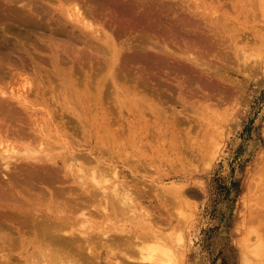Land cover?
I'll use <instances>...</instances> for the list:
<instances>
[{
    "label": "bare ground",
    "instance_id": "bare-ground-1",
    "mask_svg": "<svg viewBox=\"0 0 264 264\" xmlns=\"http://www.w3.org/2000/svg\"><path fill=\"white\" fill-rule=\"evenodd\" d=\"M40 1L54 5L53 8L73 23V27H78L101 43L95 47L88 46L103 57L101 65L92 66L91 55H76L71 49L73 43L67 31L68 24L62 18L54 22L53 12L39 5ZM77 1L0 0V80L13 74L12 68L29 71L21 93L10 94L0 88V264H101L103 249L107 251L108 258L119 253L124 259L113 262L108 259L109 264H184V248L191 241L184 226L186 220L175 227L163 229L166 236L159 225L172 219L171 214L163 215L170 205L180 206L189 202L188 194H185L187 188L175 183L166 186L158 184L160 192L154 193L158 207L150 206L154 201L151 200L152 191L139 181L135 183L132 180L131 183V180H126L121 184L107 185L110 178H119V168L116 158V163H110V159L108 163L103 154L123 158L126 163L123 166L136 178L138 168L151 166L152 160L150 157L151 161L148 160L146 149L154 151L155 147L157 150L164 147L155 145L158 140L154 131L158 128L162 132L166 130L162 120L167 118L166 105L171 102L174 93L184 106H191V110L199 99L212 100L216 97L220 102L227 98L229 101L236 91L232 90L235 78L231 79L220 71L225 70L226 63L224 67L219 65L218 57L217 65L213 64L216 76L212 77L210 71L213 68L209 64L212 61H205L203 50L197 49L198 53H195L196 48L187 44L191 40L182 44L174 38L175 30L182 22L178 25L180 21L177 20L178 26H175L171 20L158 15L153 5L139 11L142 5L134 3V0L132 3L116 0V6L109 0L103 2L105 5L98 2L102 9L115 7L118 18L127 20L125 25L120 22L119 36L132 34L134 37V43L129 45L133 51L121 58L122 46L119 48L108 34L103 37L97 34V29L86 18L87 14L83 15ZM88 2L96 5L95 1ZM89 13L90 17L97 15L90 10ZM185 21L182 26L188 23ZM180 29L182 27L178 31ZM183 32L180 36L184 35ZM199 37L200 41L209 42L212 36L207 40L204 39L206 37ZM65 38L69 39L68 42ZM212 38H215L214 35ZM84 42L87 43L86 40ZM222 52H218L220 56ZM224 53L225 58L227 53ZM13 55L20 60L19 64L12 59ZM28 60L31 63L29 68L26 64ZM244 63L241 61L240 64ZM211 77H216V84ZM222 83L231 84L226 86L231 91L223 89ZM242 84L239 86L243 90L246 86ZM38 106L42 109L38 110ZM186 107L181 111H186ZM20 110L26 115L27 125L21 122ZM39 112L43 118L32 122L33 115ZM242 112L237 111L238 114ZM179 120V116H175L173 123L177 125ZM189 120L191 122L190 117ZM156 125L159 127L156 128ZM24 126L29 130L25 131ZM190 136L186 135L187 145L184 143L186 140H182L183 143L181 140L177 143L170 141V147H179L174 157L182 155L187 159L189 154H193L196 144L192 145ZM157 138H161L160 135ZM119 140L122 146L119 145L117 151ZM126 144L132 145L134 152L120 154ZM85 146H89L88 149ZM187 151L192 153L185 154ZM151 184L158 186L154 180ZM148 199L150 204L144 205ZM110 208L119 218L120 215L126 218L131 214L129 219H136L135 228L117 226L108 232L100 224L95 227L98 220L94 222L95 226L92 225L91 215L106 216L111 212ZM261 224H264L263 221ZM256 238L255 244L246 242L245 248L264 257V236L259 233Z\"/></svg>",
    "mask_w": 264,
    "mask_h": 264
},
{
    "label": "rangeland",
    "instance_id": "rangeland-1",
    "mask_svg": "<svg viewBox=\"0 0 264 264\" xmlns=\"http://www.w3.org/2000/svg\"><path fill=\"white\" fill-rule=\"evenodd\" d=\"M91 1L92 3L95 1L96 5H94V3L90 4L88 0L77 1L83 15L86 16L87 14L86 18L93 23V26H95L98 31L97 34H101L102 37L105 34H108L119 48L122 46L120 56L121 58L126 57L133 51L129 48V45L134 43V37L132 34L126 36H119L118 34L122 27L120 22L123 21L122 23L125 25L127 20L122 17H119L121 18L119 20L117 14H115L116 12H114L116 11L115 7L108 8L110 10L102 9L101 4L105 2V0ZM126 1L132 3L133 0ZM42 2H38L39 5L42 4V6L48 7L53 12L54 22L62 18L63 21L68 24L67 31L70 35L69 38L71 43H73L71 49L74 50L76 55H91L89 57L92 59V66L101 65L103 63V57L97 53L96 49L88 47L91 45L95 47L101 43L94 37L89 36L85 31L83 32L78 29V27H73V23H69L64 17H62L59 11L53 8L54 5H50L46 1ZM108 2H112L115 6L117 4L116 0H109ZM134 3L143 6H141L139 11H144L149 5L152 8L151 5H153V8H155L154 11H156L158 15L164 17L165 20H171L175 26H178L181 22L183 23L184 20H186L188 23H186L185 26L187 27L182 26L181 23L178 29L182 27V30H175L174 38L176 41L184 44V42L191 40L194 43L188 42L187 44L190 43L189 45L194 46L196 48L195 51L198 49V51L200 50L202 52L203 50L205 61L207 63L208 61H212V63H209L212 64L211 67L213 68L210 71L212 77L216 76L214 72H216L215 65H217V61L219 65L223 64V67L224 63H226L224 67L225 70L223 71L222 69L220 71L225 73L226 76L229 75L231 79L235 78L236 82L234 80L233 84H236L233 85L235 88L232 87L234 88L232 90L239 91V93L237 94L236 91L233 92L236 94L234 95L232 93L230 96L231 99L228 101L229 98H227L225 101H222L224 103L220 102L216 97L215 99H217V101L215 99H199L197 102H194V104L197 103L194 105L197 108L193 107L192 110L191 108L189 109L191 106H188V108L184 106L181 99L174 93L173 96L175 99L172 96L173 99L166 105L168 106L166 113L167 118L162 120L164 121L163 128L166 130L162 132V130L158 128L160 130L157 129L154 131L155 138L158 140L157 143L155 142V145H164V147L160 150H157L155 147L154 151L146 149L148 160L151 158L153 161L149 160L151 161V164H149L151 166L138 168L136 170V178H133L132 176L134 174L124 167L126 166V163L122 161L123 158H119V156L112 157L109 153H104L103 156L105 157V160L108 163L109 159L110 163L113 161L114 163L117 162L116 166L119 168H117L119 170V178H110L107 185L112 186L115 182L121 184L126 182V180L127 182L134 180L135 183L139 181L140 184H144L146 187L150 188V192H153L154 190L153 195L151 192V200H154V193L158 191L160 192V189L158 188L160 186L158 184L166 186L175 183L183 185L184 189H188H186L187 192L185 193L186 195L188 194V205H170V208L166 209V212H164L163 215L171 214L172 219H168L169 221L167 220L168 222L166 224L161 223V225H159L162 234L166 236V234L163 233V229L166 230L173 226L175 227L179 222L184 223V219L186 220L184 226L187 229L186 231L189 234L188 238L191 241H189V243L187 242V245L184 248L186 253L184 264H264L263 256H257L253 254L252 251H248L245 248L246 242L251 245L256 243V237H258L259 233L264 236V224H261L262 221L264 223V0H134ZM97 5L100 7H97ZM103 5L105 4L103 3ZM71 6L73 7V5ZM98 8H101L102 10H99ZM89 10L97 15L90 17ZM177 20L180 22H176ZM166 24L169 26L167 22ZM163 29H165V27ZM185 29L188 31L186 32ZM163 32L166 33L165 30ZM181 32H183L184 35L180 36ZM186 35H188V37H186ZM213 35L217 40L212 38ZM198 37H206L204 38L206 40L207 37H209L210 44L208 41V43L200 41ZM195 38L197 39L195 40ZM73 39H75V41ZM178 39H181L182 41ZM67 40L69 39L65 38V42H68ZM85 40L87 43L84 42ZM12 41L15 42L13 39ZM220 41L226 42L221 43ZM61 43L63 44L64 42L61 41ZM213 44L214 46L211 47ZM208 46L209 49H207ZM218 48H220L221 51H218ZM222 48H225V50ZM216 50L219 53L223 50L222 56H220L221 54L219 55ZM198 51L195 53H198ZM223 53L229 55H224V58ZM15 56L16 55H13L12 59L19 64L20 60ZM226 56H230V58H227ZM216 57H218L217 61ZM222 57L224 59H222ZM226 58L229 59L230 62ZM235 60H238V62ZM241 61L242 63L245 62L244 64L246 67L244 64H240ZM181 63L188 65L184 62ZM26 64L28 68L31 65L29 60ZM248 65L249 67H247ZM230 66L231 69H229ZM6 67L10 68L9 66ZM6 70L9 69L6 68ZM12 73L14 75L8 74L0 80V88L10 94L17 91L21 93L24 90L22 89V85L26 80L25 77H27L29 71H17L12 68ZM30 77L32 78L31 74ZM212 77L210 79H213V84H216V82L214 83L216 77ZM242 83L246 86L243 87V90L241 89V86L243 85ZM225 84H223V89L231 91V89H229L230 87H226L227 85L231 86V84ZM239 84L241 86H239ZM237 88L241 90H237ZM241 91H246V93ZM173 100H175V102H173ZM172 102L173 104H171ZM218 102H220V105ZM215 103L216 105H214ZM225 103L226 105H229V107L226 106ZM169 106L172 110L169 109ZM185 107L186 111L184 110L185 113L183 114L182 112L184 111L181 110ZM239 107H242V109H239ZM37 109L41 110L42 106H38ZM238 110L240 112L243 111L241 113L242 115L237 113ZM232 113H234L233 116L231 115ZM18 115L21 117V122L27 125L25 113L20 110ZM238 115H241L242 117H239ZM175 116H179L181 119V121L179 120V122H177L178 126L173 123ZM39 118H43L40 112L38 115H33L32 122H37ZM184 118L186 121L189 120V122H186L187 124L180 123L185 122ZM196 125H200L199 128L196 127ZM157 127L159 126L156 125V128ZM24 130L28 131L29 128L27 129L24 126ZM187 132L189 133L186 134ZM158 133L161 138H157L159 136ZM163 133L165 137L163 136ZM186 135H191L190 141L192 145L196 144L194 145L195 148L193 146V154H189L190 156L188 155L187 159L182 155H178L181 156L180 158L176 156L174 157L173 155H175V151H177L179 147L176 149L170 147V141L177 143L181 140L183 143V141L186 140L184 143L187 145ZM79 139L81 138L79 137ZM126 140L128 141V138ZM128 144H130L129 141ZM128 144H126L127 146L124 150L119 152L120 154L124 151H127L128 153L134 152L133 146ZM119 145H121L120 140L117 143L116 150L119 148ZM88 147L89 146H85L84 148L88 149ZM196 149L197 151H195ZM58 150L60 149L58 148ZM188 153L192 152H185V154ZM209 154H211V156ZM194 157L195 159L193 160ZM115 158L117 159L116 162ZM198 158H200V160ZM120 169H122L121 173ZM140 180L143 182H140ZM153 180L158 186L151 184ZM131 183H133V181ZM149 201L150 199L144 201V205L150 204ZM152 202L153 203H151L150 206L155 205L158 207L155 200ZM110 211L111 212L107 213L106 216L98 217L97 215H91L93 222H91L92 225L96 224L98 220V225L94 226L97 227L101 225L100 227L106 228L108 232L114 230L117 226V228L123 226L130 228L131 230L135 228L136 219H129L131 214L127 215V213V216L125 215L126 218H123L124 215H120L119 218L117 217L118 215L116 216L115 213L112 212L111 208ZM179 212L182 215L179 214ZM192 214L193 216L191 217ZM257 215L259 216L258 219ZM179 217H181V219ZM103 218L105 222L102 220ZM259 218L261 219V222L259 221ZM252 219L253 221H250ZM101 221H103V223ZM258 221L260 223H258ZM30 250L31 249L29 248L27 251L29 252ZM106 254L108 255L107 251L103 249L100 255L101 264H109L106 261L108 259L112 262L124 260L119 253H116V256L113 255L110 258H108Z\"/></svg>",
    "mask_w": 264,
    "mask_h": 264
}]
</instances>
